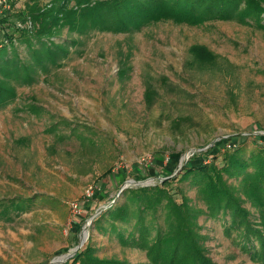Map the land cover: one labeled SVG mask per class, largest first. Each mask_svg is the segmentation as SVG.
<instances>
[{
  "label": "rangeland",
  "instance_id": "1",
  "mask_svg": "<svg viewBox=\"0 0 264 264\" xmlns=\"http://www.w3.org/2000/svg\"><path fill=\"white\" fill-rule=\"evenodd\" d=\"M33 1L49 7V0H5L0 16ZM60 35L68 42L66 59L38 70L0 109V199L44 193L60 203L0 221V264L62 259L96 210L114 203L123 185L135 186L126 182L155 184L184 165L208 162L240 142L235 137L264 134V30L233 21L160 20L126 33ZM148 87L155 91L150 104ZM62 119L92 127L102 148L83 151L55 123ZM199 225L216 264H262L241 249L236 232L224 231L222 219L201 216ZM92 243L99 258L147 263L143 251L123 248L113 236L94 233Z\"/></svg>",
  "mask_w": 264,
  "mask_h": 264
},
{
  "label": "trees",
  "instance_id": "2",
  "mask_svg": "<svg viewBox=\"0 0 264 264\" xmlns=\"http://www.w3.org/2000/svg\"><path fill=\"white\" fill-rule=\"evenodd\" d=\"M160 20L187 25L233 21L264 30V0H49L46 9L38 1L26 3L14 15L0 16V109L15 98L17 86L34 82L38 70L66 59L64 29L126 33ZM145 96L150 104L155 91L148 87ZM55 123L76 137L83 151L93 153L104 145L88 125L73 126L66 119ZM236 138L240 142L212 154L208 162L184 165L179 175L170 172L152 185L124 189L92 221L87 243L66 264H131L99 258L94 233L143 251L146 264H216L205 246L201 216L222 219L224 231L236 232L241 249L264 264V134ZM59 203L44 193L1 198L0 221L10 223L36 205L54 208Z\"/></svg>",
  "mask_w": 264,
  "mask_h": 264
},
{
  "label": "water",
  "instance_id": "3",
  "mask_svg": "<svg viewBox=\"0 0 264 264\" xmlns=\"http://www.w3.org/2000/svg\"><path fill=\"white\" fill-rule=\"evenodd\" d=\"M258 134H260V133H258ZM177 174H179L178 172H176V174L175 175H177ZM164 178H160V180H163ZM126 183H128V184H133V185H135V186H145V185H148L147 183L148 182H146V181H129V182H126ZM128 187H130L129 185H123L121 188H120V190H119V192H122L124 189H126V188H128ZM111 204H106V205H104V206H101L100 208H98L97 210H96V212L90 217V220H89V222L84 226V228H83V231L81 232V235H80V243L73 249V250H71L70 252H68L62 259H64V258H70V257H72L76 252H77V250L83 245V243H84V241L87 239V237H88V233H89V229H90V225H91V223H92V221L98 216V214L103 210V209H105L106 207H109ZM62 259L60 258V259H55V260H51L50 261V263L49 264H55V263H59V262H61L62 261Z\"/></svg>",
  "mask_w": 264,
  "mask_h": 264
},
{
  "label": "built area",
  "instance_id": "4",
  "mask_svg": "<svg viewBox=\"0 0 264 264\" xmlns=\"http://www.w3.org/2000/svg\"><path fill=\"white\" fill-rule=\"evenodd\" d=\"M5 4V0H0V5H4ZM233 145H229L228 148L232 147ZM87 194H93V187L89 186L86 190ZM71 210L73 212V214H75V212L78 211V206L77 204H71Z\"/></svg>",
  "mask_w": 264,
  "mask_h": 264
}]
</instances>
